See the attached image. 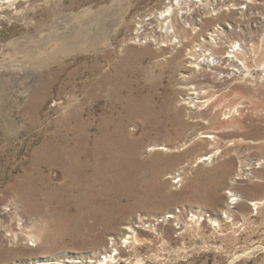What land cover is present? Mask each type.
Instances as JSON below:
<instances>
[{"label": "rangeland", "instance_id": "374dc122", "mask_svg": "<svg viewBox=\"0 0 264 264\" xmlns=\"http://www.w3.org/2000/svg\"><path fill=\"white\" fill-rule=\"evenodd\" d=\"M169 1L0 0V264H264V0L180 4L177 45ZM217 25L253 77L190 65Z\"/></svg>", "mask_w": 264, "mask_h": 264}, {"label": "bare ground", "instance_id": "6f19581e", "mask_svg": "<svg viewBox=\"0 0 264 264\" xmlns=\"http://www.w3.org/2000/svg\"><path fill=\"white\" fill-rule=\"evenodd\" d=\"M174 1L175 0L169 1L168 5H165L164 9L159 11L155 16L159 24L158 29L163 30L165 33L164 36L169 37L170 45L171 44L177 45L181 43L182 40H185L187 38L186 31H188V29H190L192 33H195L196 30L198 29L196 27L198 22H195L194 20L190 21L188 17H185V13L183 12V10L180 11L178 10V8H180V4L184 3L188 5V3L191 2V0H181L178 1L177 3H175ZM244 2L246 3V5L243 6L239 5L240 8H236V10L237 9L246 10L248 8L247 2L251 3V1L244 0ZM203 3L204 5H206L205 2ZM203 3L199 6V9L203 5ZM180 9H182V7ZM213 10H217V9H213ZM197 11L199 10L197 9ZM215 13H213L212 15H215ZM179 17H181L182 19L183 17H185L184 21L186 22V24H182L181 26H179L178 25ZM147 19H151V17H147ZM235 27H239V26L235 24ZM225 31H227V29H224L222 26L217 25L216 28H214V30L209 34V36H205V38H203L204 40L200 42V47L191 50L192 56H196V59L189 61L190 65L194 68V70L198 69L197 71L202 69L203 66H207L206 68L207 71L216 72L219 69V67H221L226 61H228V65L231 62H234L235 65L229 67V69H232L233 72L227 74L228 78H232V76H235L236 74L242 75L241 76L242 78H246L248 75L253 77L248 72L247 66L245 65V60L239 57L240 55H242L243 52L244 53L246 52L244 43L241 40L227 39ZM205 43H207V45H209L210 47H206ZM221 46L227 47L226 50L224 51V54H220L218 52V49L221 48ZM222 59H225L226 61ZM262 69L264 71V65H262ZM261 79H264V74H262ZM186 88L189 93L187 96L183 98V102L189 104L190 107H197L200 105V103L207 104L208 102L211 101L210 99H204L201 97V94L207 91L206 89H204L206 88V86H202V88L200 87L199 90H197L198 89L197 86L191 84L186 86ZM203 136L209 139L214 138V136L211 134H203ZM159 148L161 149L162 146H158V149ZM164 148L165 146L163 147V149ZM218 150L219 149H216V151L212 152L210 155H205L200 157L197 163L210 160L212 157H214V153L217 152Z\"/></svg>", "mask_w": 264, "mask_h": 264}, {"label": "built area", "instance_id": "2783aa9c", "mask_svg": "<svg viewBox=\"0 0 264 264\" xmlns=\"http://www.w3.org/2000/svg\"><path fill=\"white\" fill-rule=\"evenodd\" d=\"M203 2H204V0H191V2L188 3V5L190 6V3H192L196 8H199V6ZM170 180H171V184L179 185L182 181V170L177 169L175 172H173L172 175L170 176ZM229 191H231V190L227 191V193L229 194L228 201H227V207L232 209L234 207V205L237 203V197L234 196V193H232V191L231 192H229ZM251 207L254 211L257 208V206L254 203H251Z\"/></svg>", "mask_w": 264, "mask_h": 264}]
</instances>
